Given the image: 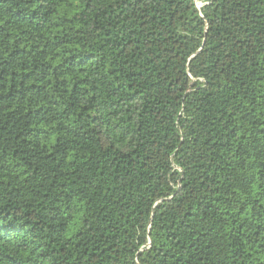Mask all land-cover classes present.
Listing matches in <instances>:
<instances>
[{"label": "trees", "instance_id": "trees-1", "mask_svg": "<svg viewBox=\"0 0 264 264\" xmlns=\"http://www.w3.org/2000/svg\"><path fill=\"white\" fill-rule=\"evenodd\" d=\"M0 264H264V0H0Z\"/></svg>", "mask_w": 264, "mask_h": 264}]
</instances>
